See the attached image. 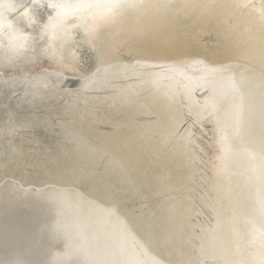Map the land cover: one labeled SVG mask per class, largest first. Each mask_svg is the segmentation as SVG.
<instances>
[{
  "label": "bare ground",
  "instance_id": "6f19581e",
  "mask_svg": "<svg viewBox=\"0 0 264 264\" xmlns=\"http://www.w3.org/2000/svg\"><path fill=\"white\" fill-rule=\"evenodd\" d=\"M38 8L34 6V15ZM106 9V16H98L111 23L102 32L111 28L123 36L118 54L137 51L139 60L120 66L115 55L89 79L98 83L82 89H41L42 80L18 82L17 87L24 89L14 93L10 87L0 88L3 112L24 119L43 110L55 114L58 134L116 164L122 177L134 182V196L148 198L152 205L151 224L161 232L157 239L167 253L163 264H195L197 258H201L198 264H235L233 254L241 249L231 244L234 232L241 233L246 247L257 251L259 246L248 232L253 224L264 227V0H160L143 7ZM37 17L30 30L43 24ZM16 23L20 26L21 22ZM73 32L78 34L76 29ZM76 52L82 66L89 54ZM20 64L0 70L36 67ZM196 65L200 67L197 75L181 71ZM181 80L189 84L182 85ZM158 85L167 92L159 95ZM181 97L193 107L184 106L186 113L197 120L190 123L191 130L206 117H213L222 127L213 183L200 187L197 196L188 176L196 173L193 184L203 183L195 156L200 134L196 129L192 135L185 127L177 135L185 120L180 117ZM197 103L198 110L194 108ZM39 130L50 134L45 123L32 126L30 133L39 134ZM33 154L14 151L11 166L36 168L40 164L58 169L55 159L56 164H51L52 159L30 157ZM194 160L197 164H191ZM213 214L217 223L211 229L208 216Z\"/></svg>",
  "mask_w": 264,
  "mask_h": 264
},
{
  "label": "water",
  "instance_id": "95a60500",
  "mask_svg": "<svg viewBox=\"0 0 264 264\" xmlns=\"http://www.w3.org/2000/svg\"><path fill=\"white\" fill-rule=\"evenodd\" d=\"M107 1L98 0L104 4ZM43 7L45 10L41 7L37 10L40 16L35 15L44 23L48 17L45 13L48 12L50 16L51 12L47 5ZM107 13L106 8L100 9L97 16ZM20 22L18 27L27 39L19 51L0 56V68L16 65L17 62H21L23 67L35 64L37 59L39 62L30 70H0V88L10 87L13 93L17 92V88L20 91L24 89L23 86L20 88L21 85L17 87L18 82L31 83L35 80H42L38 85L41 89L56 91V88L63 89L64 86L82 89L95 72L110 63L115 55L118 57L114 61L120 66L139 60L137 51L131 55L118 54V47L125 38L111 28L109 32H102V28L91 45L77 28V35L73 32L66 41L53 44V54L50 55L49 38L42 34L39 28L41 24L30 30L22 20ZM94 22L95 17H89V23ZM77 50H84L90 55L82 66L78 65ZM188 68L184 66L181 71L193 76L197 75L200 67ZM186 82L181 80L182 85H186ZM156 92L161 95L167 90L158 85ZM174 97L182 103L180 96ZM182 99L180 117L185 120L177 135L183 134L185 127L193 132L192 135L196 134V129L200 134L195 156L201 175H204L203 183L201 186L193 184L197 180L196 173L188 176L191 191L197 196L200 187L213 183L212 171L219 159L218 137L222 127L213 117H206L198 128L193 126L191 130L190 123L197 120L186 113L184 106L188 105V109L193 107L187 104L185 98ZM194 108L198 110V103ZM3 111L0 105V121L3 119L0 122V264L164 263L167 253L157 239L161 232L152 225L154 222L149 213L152 205L148 198L134 196V182L127 176L122 177L123 173L115 163H111L115 166L110 165L105 158L90 154L73 139L65 137L64 133L58 134L59 122L55 114L48 115L49 112L43 110L24 119L23 116L11 117ZM26 113H29V109ZM43 123L48 125L50 134H43V129H40L42 132L39 130V134L30 133L32 126ZM191 141L195 142L194 139ZM187 146L191 144L187 143ZM14 151L17 154L34 151L30 157L52 159L51 164H56L55 159L60 165L58 169H47L40 164L36 168L11 166L14 164ZM191 164L197 162L194 160ZM205 196L213 202L212 194ZM229 198L231 201L234 199ZM209 209L212 211L211 207ZM208 222L213 229L217 217L214 214L208 216ZM240 234L234 232L230 239L231 244L235 242L234 247L241 249L238 254H233V258L235 264H250L251 254L255 250L244 245ZM199 262L201 258L194 260L195 264Z\"/></svg>",
  "mask_w": 264,
  "mask_h": 264
},
{
  "label": "clouds",
  "instance_id": "9594fccd",
  "mask_svg": "<svg viewBox=\"0 0 264 264\" xmlns=\"http://www.w3.org/2000/svg\"><path fill=\"white\" fill-rule=\"evenodd\" d=\"M158 2L160 0H120L116 4H104L98 0H0V56L10 55L23 47L27 37L16 22L22 20L28 27L36 24L34 6L47 5L51 12L41 25V32L49 38V54L52 55V45L66 41L73 29L79 28L91 45L100 30L111 23L97 16L98 10L143 7ZM89 17H95V22L89 23ZM250 235L259 246L258 250L251 254L250 264H264V227L253 224Z\"/></svg>",
  "mask_w": 264,
  "mask_h": 264
},
{
  "label": "snow or ice",
  "instance_id": "6c2138e0",
  "mask_svg": "<svg viewBox=\"0 0 264 264\" xmlns=\"http://www.w3.org/2000/svg\"><path fill=\"white\" fill-rule=\"evenodd\" d=\"M89 83H90V84H91V83H98V81H96V80L94 79V80H91Z\"/></svg>",
  "mask_w": 264,
  "mask_h": 264
}]
</instances>
